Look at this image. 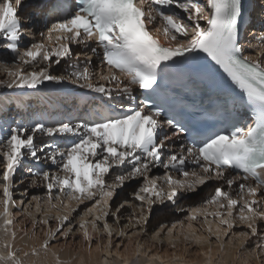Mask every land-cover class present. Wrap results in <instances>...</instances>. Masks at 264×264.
Listing matches in <instances>:
<instances>
[{
  "label": "snow or ice",
  "instance_id": "6c2138e0",
  "mask_svg": "<svg viewBox=\"0 0 264 264\" xmlns=\"http://www.w3.org/2000/svg\"><path fill=\"white\" fill-rule=\"evenodd\" d=\"M26 7V0H0V48L12 56L11 66L0 60L5 75L0 87L35 90L45 82H71L108 101L117 99L116 94L120 99L109 105L112 114L97 121L18 124L0 136V264L26 260L44 264L41 253L45 258L51 254L55 264H71L61 259L60 252L78 233L89 256L95 243L104 264L110 258L113 264H132L125 253L133 243L131 256L150 264H188L176 254L179 243L200 249L196 255L204 258V264H213L217 258L213 248L223 252L225 238L241 251L251 242L250 254L260 260L264 255V0L257 5L259 15L247 24L261 29L248 33L256 44L242 35L246 0H74V10L65 0H54L40 21L46 30L38 33V39L31 28L37 22L35 14L21 16ZM23 37L29 43L21 47ZM80 45L86 51H74ZM246 47L255 56L246 54ZM205 57L222 71L231 89L225 102L250 112L253 122L246 128L233 123L203 138L193 136L195 143L181 144L174 151L168 147L174 138L192 130L172 118L167 120L172 134L161 136L163 109L150 103L151 97L137 102L133 86L157 93L162 73L177 69L183 75L179 66L187 65L188 73L195 74ZM93 58L98 60L95 65ZM67 61L73 71L52 74L53 65ZM28 159L35 164L26 169L33 177L29 186H43L44 195L29 199L25 188L15 199L23 183L16 176ZM157 167L163 175H150ZM136 179L142 180L132 196L138 210L127 200L113 206L118 190ZM250 179L256 186L248 183ZM210 181L217 186L189 209L184 220L152 233L150 242L166 240L173 249L171 257L166 260L140 242V237H148L155 207L176 204ZM81 204L85 208L77 219L73 214ZM128 207L132 208L128 223L120 227L122 210ZM14 208L30 219V239L39 240L38 244L16 246ZM239 225L247 231H233ZM134 228L139 230L129 236ZM21 230L29 235V230ZM162 233L165 240L160 239ZM114 235L121 238L119 243ZM61 239L65 243L58 249L53 242Z\"/></svg>",
  "mask_w": 264,
  "mask_h": 264
},
{
  "label": "rangeland",
  "instance_id": "374dc122",
  "mask_svg": "<svg viewBox=\"0 0 264 264\" xmlns=\"http://www.w3.org/2000/svg\"><path fill=\"white\" fill-rule=\"evenodd\" d=\"M34 2H36V0H26L27 7L24 10V12L21 13L22 17L26 16L28 14H35L32 11V9L34 8V5H35ZM258 3H259V0H258L257 4ZM35 16H36L37 22L33 23L31 25V28H32L33 32L37 33V39H38L39 38L38 33L40 31H45V29H44L43 23L40 22V21H42L41 16L39 14H35ZM257 23H258V21H257ZM259 31H261V29L259 27L255 28V32H259ZM245 40H251L253 44L257 43L256 41L252 40V38L249 35H248V37L245 38ZM0 43H3V41L0 40ZM28 43H29L28 38L23 37L21 47L25 46ZM81 50L86 51L84 45H80L79 47L74 48V51H76V52H80ZM258 50L259 49H257V51ZM0 60H7L9 62V65L11 66L12 56L9 54V52L7 50L0 48ZM70 63H71V61H67V62H62L60 65H53V67L51 69L52 74L53 75H68L69 72L73 71V69L68 67V65ZM97 63H98L97 58H93V64L95 65ZM0 79H5V75L2 71H0ZM54 83H56V82H45L44 85H41L38 89H35V90L27 88L28 89L27 95L29 97L28 99L31 100L33 98H36V97H33L34 94H38L40 92H43L46 94L49 93V95H53V96L58 98L56 102H59V103H57L56 107L48 104V103H50L48 100L41 101L40 103L37 102V104H36V102L34 101L35 99H34L33 101L29 102L30 105L28 107L25 106L24 108L20 109L21 107H16V105H15L16 104L15 95L19 92L18 89H21V88L8 89V88L0 87V96H3V98L4 97H10L11 100L14 102L12 105H10L11 109L8 110V113H11V112L14 113L13 115L10 114L11 116H13V118L10 122L11 127H14V125H18V124H24V125L26 124V125L30 126L31 124H34L35 122H38L41 119H46V118L51 119L48 126L55 125L59 122L76 123L82 118L81 113L78 111L79 104H80V101H82V99L88 98V100H90L91 98H94L93 99L94 103L99 101L100 99L101 100L103 99L104 102H105V100H107L106 98H101V96L99 94H95V93L91 92L90 90L85 89V88H81L78 85L73 84L71 82H64V83L58 82L55 86H53ZM58 95H60V96H58ZM116 95H117V99L109 101L111 104L116 105L119 102V99H120L119 94H116ZM50 98H53V97L50 96L48 99H50ZM124 99H127V98L124 97ZM137 102H138V100H137ZM51 103H54V102H51ZM47 108H48L49 112L56 113L53 118L51 116L53 113L50 115V113L47 112ZM34 112H37L36 118H34V114H35ZM78 112L80 113L79 115H78ZM10 124H9V126H10ZM165 134L170 136L172 134V131L170 128L163 126V131L161 132V136H163ZM181 144L182 143H181V141L178 140V138H174V142L172 144H170L168 147L175 151V150H179ZM63 145H64V142L61 141V146H63ZM28 167H35L34 162L30 159L25 160L24 164L21 166V168L19 169V171L17 173L16 179L22 180L23 183L20 184L19 188L16 190V195L14 197L15 199L21 198L18 193L22 192L25 188H28V198L29 199L33 195H36V196H43L44 195L43 186H39V187H30L29 186L30 181L33 179V177L27 174L26 169ZM192 167H194V166H192L190 164L189 170H191ZM52 170L55 171L56 169L52 168ZM163 173H164V170L160 167H157L151 171L150 175H153V176L161 175L162 176ZM175 175L178 176L179 174H175ZM141 183H142V180H140V179H136V180H132L130 182H126V184L121 189H119L118 192L116 193L114 200L112 202L113 206H115V204L120 203L121 201L127 200V201H129V203L131 205L137 206V210H138V204L135 200L132 199V196H133L135 190L139 187V185ZM216 186H217L216 182L210 181L207 184L197 188L194 193L185 195L183 198L178 200L177 201L178 204L176 202V204H167L165 206L155 207L153 209V213H152L151 218L149 219V222L147 225L148 237H140L141 242L150 241V237H151L152 233L159 227V224H161L162 216L168 220L169 219L171 221L173 220L174 221L173 223H175L177 220H184L186 218V216L188 215L189 209L192 208L193 205H198L202 202V200L208 198ZM261 188H262V186H261ZM261 191H262L261 193L264 194V190L261 189ZM236 195H237V193H236V190L234 187L233 196H236ZM25 203H26V201H25ZM86 203H87V206H91L90 203H88V202H86ZM84 208H85V204H81L79 209L77 210V212L74 213L73 215L78 219L79 214L84 211ZM122 211H123V217L121 220L120 227H123L124 225H126L128 223L127 217L131 214L132 208L128 207L127 210H122ZM13 212L17 214L16 220L19 223L23 222V224H24L23 226H25L26 229L31 230L32 224L30 222V219L25 218L23 213L20 212L19 210L15 209V208L13 209ZM37 218L39 219V216H37ZM109 223H112L111 218H109ZM50 224H52L53 227L55 226L54 222L50 221ZM138 230H139L138 228H134V229L130 230L128 234L131 235V231H138ZM233 231H235L236 233H239L241 231H247V229L244 225H239ZM37 236H42V231L39 228L37 229ZM81 239L82 238L80 237V235L78 233L77 239L75 241H73L71 238H69L67 243L69 245L73 244V243L78 244V242L81 241ZM120 239L121 238H119L117 236L114 237V240L116 243H119ZM160 239L165 240V234L162 233ZM53 243H54V246H56L59 244H64L65 242L63 241V239H61V241L59 243H56L55 241ZM151 243H153V242H151ZM153 244L169 247L166 240L163 244H161L159 241L154 242ZM181 244H184V243H181ZM178 245H177V247H178ZM188 246H189V249L191 251H193V252L195 251L194 250L195 246H192V245H188ZM252 248H253V244L251 242H249L247 249L244 250L245 251L244 253L250 254ZM263 257H264V255H262L260 257V260H257V261H264ZM142 258H140L139 260H136V258H134L133 259L134 262H132V264H140V262H142L144 259V258L143 259Z\"/></svg>",
  "mask_w": 264,
  "mask_h": 264
},
{
  "label": "bare ground",
  "instance_id": "6f19581e",
  "mask_svg": "<svg viewBox=\"0 0 264 264\" xmlns=\"http://www.w3.org/2000/svg\"><path fill=\"white\" fill-rule=\"evenodd\" d=\"M34 3H35V5H34V8L32 9V11H33V13L38 14L39 9H43L44 6L48 3V1L47 0H45V1L36 0V2H34ZM39 14H41V13H39ZM250 23H252V21H249V23H247V24H250ZM250 29H251V32H254V28H250ZM246 52H247V50H246ZM248 54L255 55V52L251 50ZM57 83L58 82L54 83L53 86H55ZM18 90H19V92L17 91L18 93L15 95V98H16L15 99L16 100L15 105H16V107H21L20 109L24 108L25 106L28 107L30 105L29 102L33 101L34 99H35L34 101L36 102V104H37V102L40 103L41 101L48 100L50 102L48 104L56 107L57 103H59V102H56L58 98L53 96V95H49V93L46 94V93L40 92L38 94H34L33 97H36V98H33L30 100V99H28L29 97L27 95V93H28L27 88H21ZM50 96L53 98L48 99ZM58 96H60V95H58ZM93 99L94 98H91L90 100H88V98L82 99L83 105H85L86 107H90V105H92V103H94ZM5 101H7V103H5ZM51 102H54V103H51ZM13 103L14 102L11 100L10 97H4L3 98V96H0V107L3 108L2 113H0V136L6 135L8 129L11 128L10 122H11L13 116H11L10 114L13 115L14 113H12V112L8 113V110L11 109L10 105H12ZM47 112H49L48 108H47ZM49 113H50V115L53 113L51 115L52 118L56 114L54 112H49ZM50 120H51L50 118H48V119L46 118V119H41L39 122H44V123H47V125H48ZM9 124H10V126H9ZM16 126L17 125H14V127H16ZM229 175L235 176L234 174H229ZM248 183L252 184L253 186H256L252 182V180H249ZM261 189L264 190V186H262ZM177 204H178V202H177ZM195 206H197V205H193V207H195ZM14 214H15V216L17 215L16 213H14ZM173 222H174L173 220L172 221L170 219L168 220L162 216L161 224H159V227L157 229H159L163 225H169L170 226ZM0 223H2V221H0ZM23 225H24L23 222L19 223L16 220L15 227H16V230L18 232L16 246L18 248H23V247H25V245H31L34 243L38 244L39 240L30 239L31 231H30V229H26L25 226H23ZM21 229L29 230V235L24 236V232ZM45 231H46V229H45ZM37 237H40V236H37ZM2 239H3V233L0 232V240H2ZM228 239L229 238H225L226 247H225L223 252H217L216 247L214 246L213 252L217 258H216V260H214L213 264H261L262 261H257L250 254H245L244 253L245 251H241L237 247H232L231 245H228L227 244ZM102 242L103 243L107 242L106 237L103 238ZM140 242H141V239H140ZM141 243H146L147 247L151 248L154 252H158L160 255L164 256L166 260L168 257H171V255L173 253V249H171L170 247H167V246L165 247L162 245H154L150 241H146V242L143 241ZM63 245L64 244H59V245H56L55 247L60 249V248H62ZM214 245H215V242H214ZM95 247H96V245L94 243L93 244V252H92L91 256H89L88 252L86 250V245H85L84 241L81 239V241H79L78 244L73 243V244H70L69 247L63 248V250H61V252H60V256H61V259H63V260H66V261L71 260V264H104L103 257L95 251ZM127 247H128V251L125 253V255H129L131 257L132 262H134L133 259L135 257L131 256V254L135 251L134 243H133V245H130ZM194 248H195L194 249L195 251L193 252L189 249L188 245L185 246L184 244L179 243V245L176 249V254L180 255V256H184L185 259L188 261V264H204V258L196 255V253H198L200 251V249H198L196 247H194ZM29 259L36 260L37 258L36 257H30ZM40 259L44 262V264H55V259H54V257L51 256V254H49L45 258L44 254L41 253ZM25 264H28V260L25 261ZM109 264H113V261L111 260V258L109 259ZM140 264H150V262L144 258L143 261L140 262ZM151 264H156V262H151Z\"/></svg>",
  "mask_w": 264,
  "mask_h": 264
}]
</instances>
